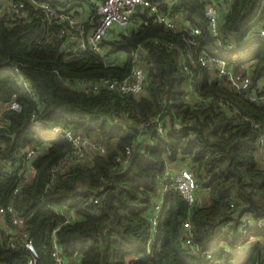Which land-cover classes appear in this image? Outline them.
<instances>
[{
  "label": "trees",
  "instance_id": "1",
  "mask_svg": "<svg viewBox=\"0 0 264 264\" xmlns=\"http://www.w3.org/2000/svg\"><path fill=\"white\" fill-rule=\"evenodd\" d=\"M152 1L168 2L164 12L171 19L198 27L200 33L192 36L197 44L151 20L105 39L111 46L105 58L91 51L71 54L65 51L60 25L39 10L27 5L26 15L14 21L0 13V106L14 99L22 106L20 112L2 113L0 199L14 208L19 231L32 240L35 264H56L54 242L65 264H264V229L242 225L246 217L264 220L258 141L264 133V106L198 62L190 64L191 73L183 70L189 55L197 59L205 52L224 59L236 73L249 67L252 90H264L258 86L264 81V37L258 35L264 29V0H224L219 38L210 31L204 0ZM139 46L148 50L149 81L141 94L121 95L108 88L87 93L75 86L80 79L125 78L131 52ZM190 79L204 101L190 92ZM35 111L37 121L65 124L99 140L107 153L88 150L52 182L51 169L70 144L37 129ZM158 114L166 134L161 137L155 127L141 131L140 125ZM44 145L48 150L29 164L28 179L9 172L23 165L26 148ZM129 145L132 153L123 163L118 158ZM169 164L190 169L198 195L206 191L209 202L190 211L176 191L169 192L151 246L149 211ZM16 186L20 191L13 195ZM240 206L248 209L234 216ZM55 209H65L72 221L61 225L63 216ZM189 211L190 246L182 225ZM5 222L16 228L9 213ZM9 228L0 221V264H27L33 254ZM238 248L244 251L232 252Z\"/></svg>",
  "mask_w": 264,
  "mask_h": 264
},
{
  "label": "built area",
  "instance_id": "2",
  "mask_svg": "<svg viewBox=\"0 0 264 264\" xmlns=\"http://www.w3.org/2000/svg\"><path fill=\"white\" fill-rule=\"evenodd\" d=\"M0 3L4 5L3 14L13 21L20 16L26 15L27 5L42 12L50 22H55L60 25L59 33L65 38V51L71 54L91 51L96 56L105 58L111 49V46L105 43V39H108L115 32H127L142 22L148 24L151 20L163 24L165 28L174 32H182L185 34V39L192 45L197 44L192 36L200 33L198 27H192L188 22L180 24L171 19L164 12V8L168 5V2L159 3L152 0H0ZM226 7L224 0H204L205 15L210 31L217 38L220 37V23L223 18V13L227 11ZM79 8H82V10ZM86 13L87 18H83V15ZM258 35L264 37L263 28L259 30ZM147 55L148 50L143 46H139L131 52L132 67L129 75L125 78L102 77L97 80L80 79L75 82V86L87 93H95L103 88H108L121 95H139L144 91L149 81L145 68ZM106 62H110L112 65L116 64L114 61L107 59ZM197 62L203 67H207L218 78L225 80L233 89L238 90L239 93H244L249 101L256 104L264 103V90H252L251 77L248 72L236 73L227 65L224 59L214 57L205 52L198 54L197 59L189 55V62H183V70L191 73L190 64ZM188 87L190 92L195 94L197 100H205V98L195 92L194 81L192 79H190ZM248 89H250V92H247ZM6 110L20 112L22 106L15 99L6 105L0 106L1 127L6 125V121L2 117V113ZM32 123L37 129L59 136L70 144V150L66 156L51 169L52 182L56 179L59 172L67 169L76 160L83 159L90 148L97 150L100 154L107 153L106 147L99 140L90 138L65 124H44L37 121V111L32 114ZM187 124L191 123L187 122ZM254 126L255 128L260 127L257 123H254ZM149 127H155L157 133L161 137L164 136L166 129L163 115L158 114L154 119L148 120L140 125L141 131ZM258 141L260 154L264 159V133L259 135ZM39 153L40 148H26L22 152L23 165L19 169H11L9 172L22 180L28 179L29 171L27 166ZM131 153L132 146H126L125 155L118 158V160L126 163ZM172 190L176 191L184 199L190 211L197 204L199 185L193 172L188 168L173 170L167 165L161 178L158 194L155 196L154 203L149 211V221L153 234L150 241L151 246L154 244L155 237L158 233L159 220L166 196ZM19 191L20 186H16L13 190V195L18 194ZM98 201L99 198L94 199L95 203ZM55 210L56 213L63 216L61 225L72 221L69 213L64 212L62 209ZM190 211L182 222L183 229L187 235L186 244L189 246L192 245L193 227ZM7 213L11 215L12 224L16 226L19 223V218L14 208L12 206H5L0 199V216L5 217ZM242 225L246 228L264 229V220L253 221L251 218L246 217ZM59 228L60 224L53 231L56 232ZM23 242L25 247L33 254V257L28 260L27 264H35L37 253L32 240L27 235ZM53 248L56 264H65L61 247L54 242ZM195 251H198L197 247H195ZM243 251L241 248L232 250L234 253H241ZM137 259L141 258L139 257Z\"/></svg>",
  "mask_w": 264,
  "mask_h": 264
},
{
  "label": "crops",
  "instance_id": "3",
  "mask_svg": "<svg viewBox=\"0 0 264 264\" xmlns=\"http://www.w3.org/2000/svg\"><path fill=\"white\" fill-rule=\"evenodd\" d=\"M224 5H225V4H224ZM225 6H226V5H225ZM79 9L82 10V8H79ZM3 11H4V5H3L2 3H0V13H2ZM80 12H81V11H80ZM79 14H80V13H79ZM83 18H87V13H86L85 15H83ZM181 22H182V21H181ZM181 22H180V24H182ZM121 57H122V61H123L124 58H125V57H124V54H123V56H121ZM245 72H248V73L250 74V68L247 67L246 70H245ZM258 86H259L260 88H264V81H263V80L260 81ZM189 96H190L191 100L194 101L193 96H191V95H189ZM47 150H48V145H44V146L40 147V154H44V153H46ZM91 150H93V149L90 148L89 151H91ZM260 161H261L262 164H264V159L262 158L261 154H260ZM173 166H174V165L169 164V167H170L171 169H173V170H181V169H185L184 166H176V168L173 167ZM182 167H183V168H182ZM27 169H28V171H29V175H28V178H29L30 175H31V168H30V165L27 166ZM208 202H209V196H208V193H207L206 191L201 192V193L198 195L197 203L207 204ZM63 211L67 213V211H66L65 209H63ZM0 221L3 223V226H5V227L7 228V224H6V222H5V217L0 216ZM19 224H20V221H19V223L16 225V228H14V229L8 227V228H9V232H10V233H13V234H16V235H18V236H20V237L22 238V240L24 241V240L26 239L28 233H27V232H21V231H19Z\"/></svg>",
  "mask_w": 264,
  "mask_h": 264
},
{
  "label": "water",
  "instance_id": "4",
  "mask_svg": "<svg viewBox=\"0 0 264 264\" xmlns=\"http://www.w3.org/2000/svg\"><path fill=\"white\" fill-rule=\"evenodd\" d=\"M236 92H238V90H236ZM247 92H250V89H248ZM262 105L264 106V103ZM12 137L15 138V136ZM247 209H248L247 206H240L234 216L240 215L241 213L245 212Z\"/></svg>",
  "mask_w": 264,
  "mask_h": 264
}]
</instances>
